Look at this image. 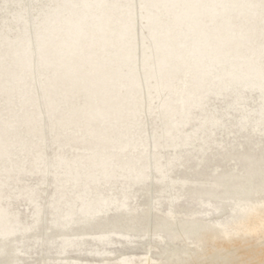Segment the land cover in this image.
<instances>
[{
    "label": "rangeland",
    "instance_id": "374dc122",
    "mask_svg": "<svg viewBox=\"0 0 264 264\" xmlns=\"http://www.w3.org/2000/svg\"><path fill=\"white\" fill-rule=\"evenodd\" d=\"M43 1L55 6L61 0ZM145 1L131 0L128 14L144 43L128 57H113L106 70L115 73L112 82H99L107 88L68 91L71 97L52 110L49 52L36 49L44 63L34 64L26 48L8 45L26 26L37 30L42 3L0 0V264H264V185L253 190L244 183L249 194L224 209L203 194L218 189L217 180L231 177L237 185L244 173L264 168V77L252 67L257 62L264 71V9L201 0L188 11L182 0H167L158 22L180 12L189 16L168 44L154 48L160 36L149 37L147 20L135 16L146 11ZM116 3L103 4L113 36ZM244 30L254 43L219 59ZM185 37L187 48L177 54ZM59 38L50 47L53 67L69 48ZM66 85L72 87L71 78ZM54 95L64 97L58 89ZM137 167L145 169L136 173ZM167 181L172 195L154 196ZM87 203L108 209L96 215L102 227H82ZM6 210L30 230L4 236L11 227L1 217ZM154 217L206 224L200 234L174 242L173 254L165 252L166 233L149 225ZM130 219L141 232L109 227Z\"/></svg>",
    "mask_w": 264,
    "mask_h": 264
},
{
    "label": "bare ground",
    "instance_id": "6f19581e",
    "mask_svg": "<svg viewBox=\"0 0 264 264\" xmlns=\"http://www.w3.org/2000/svg\"><path fill=\"white\" fill-rule=\"evenodd\" d=\"M38 1L42 3V7L43 5H45V8L42 10V7L38 8V13L40 14L39 23L37 24L38 31L36 30L37 32L33 31L32 33V30L30 31L26 26V28L24 29V35H19L15 40H11L8 45H10V48H26V53L30 52V61L34 64L38 62H45V65L49 68V73L47 71L46 75H50L49 81L52 79V88L49 95L47 96V100L53 107L52 110H56V107L53 104L54 102L56 103L61 99L68 100V97H71V95H68V91L75 95L86 94L90 90L96 92V90L100 87L107 88L108 84L112 82L113 75L115 74L114 73L110 75L106 71L109 65H111L113 57H128L132 55L135 50H139L141 44L144 43V41L140 40L139 38H135V22L128 18V14L134 8L130 3L131 0H117L116 7L119 8V11L117 12L119 14L117 16L119 30L118 33L115 34V36L111 34V30L109 28L111 15L105 12L103 9L104 0H61L60 3L55 6L50 5L51 3L45 4V1L43 0H37V2ZM175 1L176 0H174L173 2ZM182 1L185 4L186 9L189 11L191 10L194 3L201 0ZM233 1L240 4L244 3L245 5L254 6L255 11L264 9V0ZM166 4L167 0H146L145 6L143 8L146 11H143V14L137 13L135 15L137 19L143 17L147 20V27H149L150 30L149 37L155 36L156 38L157 35L160 36L159 38H156L159 41H155V43L152 42L151 46H154V48H162L164 45L168 44L169 39L171 41L174 37V29L176 27L182 28V19L189 16L188 12H180L174 14L171 21L165 23L158 22V9L161 6H165ZM120 6H123V8L120 9ZM60 11L64 13L61 16L59 13ZM86 20H88L89 23L88 28L84 27V22ZM217 29L218 26L215 25L212 33L216 32ZM57 33L60 35V44H64L69 48H63L61 50L64 57H61L59 59L58 65L53 67L52 64L55 53L53 51V48L50 47H52L55 43ZM208 35L209 33L207 34V36ZM238 39L241 40L235 42L237 44H226L223 47L224 50L222 51L219 59L227 54V52L240 51V48H246L245 45L247 43H254L251 33L248 34L245 30L238 32ZM182 43V48H179L177 54H182L185 48H187V37L183 39ZM191 48L199 47L197 43H193ZM36 49L37 52L40 50L49 52L44 56V62L42 57L36 54ZM197 50L198 49H196V51ZM34 56L37 57L35 61ZM139 63L140 65H142L141 62ZM252 67L253 69L257 70V73H259L260 77H264V71H262L257 62H254L252 64ZM244 74L246 75L247 71ZM103 77H107V85H105L104 83L99 84ZM70 78L72 80V87L69 89L66 88V80ZM57 89L58 91H60V94L64 93L63 98H61L60 95H54V92ZM101 98L106 99L102 96ZM256 168L258 170L254 169L257 170L255 175L250 173H248L247 175L246 173L241 175L237 182V185H234L235 179H231V177H226L221 181L217 180V182H215V185L218 189H204V196H207L215 201V203L217 204L215 205L216 209H224L226 203L229 202L233 203V205L236 206L237 200L239 199L238 197H240L239 195L249 194V191L245 190L243 187L244 183L249 188H253V190L256 187L264 185V168L260 166ZM137 169L145 168L137 167L136 169H133L136 173H139ZM219 179L221 178L219 177ZM169 186L170 182L167 181L165 186L163 185L160 189L153 192L154 196L162 197L166 195V193L168 195H172V192H170L171 188ZM184 191L185 190H182V192L179 194H184ZM240 210L241 209L238 210V208H233V211H238L239 213ZM82 211L84 223L81 225L83 228L102 227L103 225H101V222L97 221L96 215L98 216L102 213H108V209H106L105 207L102 208L99 203H87ZM1 217L3 220H6V223H9V225L11 226V229L9 227L6 229L4 236L23 234L30 230L26 228H29L31 226H20L19 224H17L19 221L17 220V216L15 217L12 211L6 210L5 212H2ZM188 224L189 226H187ZM205 224L206 223L204 221H201L197 218H190V220H186L185 222L179 221L176 223H172L167 220H157L154 217L149 225L153 226L157 230H163V232L166 233L168 239L171 241L169 243L170 247H166L165 252L168 253V251H171L174 254L178 249L175 246L174 242L179 241L180 237H184L186 235L200 234L202 229L205 227ZM216 225L222 226L220 222H217ZM109 227H111L110 229L114 230H132L141 232V227L139 226V222L137 219H130L128 221L118 223L112 222ZM147 227L149 226L147 225ZM104 234L105 233H101V235L103 236ZM3 241H5V239L3 237H0V243ZM14 244H17V241H14ZM7 259H10V257H8ZM3 264L14 263L11 260H7Z\"/></svg>",
    "mask_w": 264,
    "mask_h": 264
}]
</instances>
